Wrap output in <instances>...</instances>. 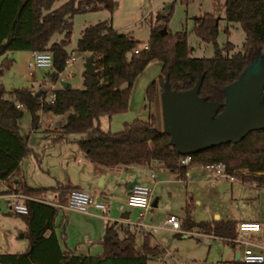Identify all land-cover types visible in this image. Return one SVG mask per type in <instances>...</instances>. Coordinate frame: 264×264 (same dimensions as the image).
<instances>
[{"label": "trees", "instance_id": "16d2710c", "mask_svg": "<svg viewBox=\"0 0 264 264\" xmlns=\"http://www.w3.org/2000/svg\"><path fill=\"white\" fill-rule=\"evenodd\" d=\"M56 1L59 0H0V75L12 61L5 54L7 51L37 49L51 53L52 67L48 75L54 79L69 56L66 45L73 15L98 4L110 5V0H61L54 5ZM224 11L226 20L239 23L245 33L241 50L230 53L234 46L230 41L223 46L218 44L217 17L204 12L193 17L192 31L199 38L212 41L214 53L210 57L192 56L187 30L172 33L167 26L171 11L158 12L150 27L148 48L137 52L131 50L138 41L107 23L83 26L74 48L92 54L96 73L82 72L80 88L60 83L52 102L41 100L42 91L27 86L5 89L0 82V180L11 182L15 191L25 195L26 212L16 214L25 223L23 234L28 240L25 251L0 252V264H147L150 256L164 252V247L151 243L149 232L143 233L137 250L133 229L114 221L105 226L100 254H77L61 247L54 229L57 208L36 198L53 191L57 194L56 200L64 202L68 191L76 187L69 183L35 187L20 178L13 181L20 159L31 152L19 130L23 109L30 115L31 126L36 124L39 110L65 114L54 140H67L68 134H76L71 140L93 163L109 166L158 160L183 177L191 164L223 161L227 171L264 187V128L249 131L237 142H224L194 152L188 163H181L182 154L169 143L157 111L166 76L171 89L184 90L191 88L201 75L199 96L219 102L217 111H220L224 87L236 80L257 56L264 61V0H225ZM162 28L166 29L165 33L161 32ZM54 33L60 34L57 40H51ZM153 59L161 62V73L146 89L147 117L123 122L118 130L103 129L99 117H110L127 109L134 78ZM191 210L192 204L188 202L181 220L183 227L199 226L226 241L236 236L235 220L195 221ZM233 264H264V261L247 263L234 259Z\"/></svg>", "mask_w": 264, "mask_h": 264}, {"label": "rangeland", "instance_id": "374dc122", "mask_svg": "<svg viewBox=\"0 0 264 264\" xmlns=\"http://www.w3.org/2000/svg\"><path fill=\"white\" fill-rule=\"evenodd\" d=\"M60 1H56L54 5ZM110 5L111 10L101 7L75 13L72 17L69 42L66 45L69 52V64L65 65L66 67L61 70L60 75V78L72 87H82V63L84 58L90 54L88 51H78L74 48L76 39L84 25L99 20L111 21L114 30L124 33L129 38L138 41V45H142L149 40L150 27L155 22L156 14L158 12L165 14L171 11L167 21L169 31L174 33L178 30H187L190 54L196 57H210L214 53L212 41L199 38L193 33L192 28L195 15L211 12L217 17L216 41L218 44L223 46L227 41L232 42L234 46L229 51L230 53L243 48L245 33L239 23L226 20L225 0H110ZM59 37L60 34L54 33L51 40H57ZM6 53L7 57L14 59L0 75V82L5 89L27 86L32 90L42 91V95H44V89L47 86L42 81L45 80L55 82V87H58V81L51 79L48 75L51 68H35L32 75L27 73L25 62L28 52L26 50H13ZM160 73L161 62L157 59L151 60L134 78L128 94L127 109L112 114L110 117L100 116V126L103 129L114 131L120 129L123 122L131 121L134 118L145 119L148 115L146 89L152 80L158 79ZM157 111L160 112L159 116L162 120L161 106L157 108ZM64 115L54 118L50 114L49 116L40 114L39 119L42 123L30 131L29 113L23 109L18 122L19 130L31 152L22 157L19 173L28 184H53V175L63 171L64 165L61 163L63 158L67 157L73 165L78 163L77 159L85 161L84 153L71 140L77 136L76 134H68L67 140H54ZM73 156L74 159H72ZM207 172V177H204L205 181L201 177V180L193 179L185 183L171 175L172 181L158 184L155 190L159 194L158 205L152 212L154 213L153 217L152 213H146L145 221L151 225H159L169 212L176 214L182 220L188 193L194 199L192 216L196 220L210 218L214 211H218L223 216L230 214L237 219L248 216L264 221L263 189L259 190V195H257L256 189L247 186L241 187L238 180L232 183L226 179L215 181L210 179L214 177V172L211 170H207ZM158 177L162 178L160 174ZM7 187H9L8 189L13 188L12 183L7 182ZM195 200H199V203H196ZM206 205L208 209L205 208ZM256 211L261 212L260 217L252 215ZM134 220L135 218L132 219V221ZM140 230L148 232L146 229ZM155 233L165 236V244L169 252L164 254L162 260L149 259L148 264H233L235 249L231 247L230 243L220 238H210L207 242L202 234L179 236L171 230L163 229H157ZM18 250H22V248L20 247Z\"/></svg>", "mask_w": 264, "mask_h": 264}, {"label": "crops", "instance_id": "0c3cea01", "mask_svg": "<svg viewBox=\"0 0 264 264\" xmlns=\"http://www.w3.org/2000/svg\"><path fill=\"white\" fill-rule=\"evenodd\" d=\"M101 7H105L108 10H111L110 5L98 4L97 7L89 8L84 11L95 10ZM97 22L107 23L109 24V27L112 28L111 21L99 20ZM26 51L28 52V56H29V50ZM11 59L13 61L14 58ZM60 72L62 73V71ZM40 114H48V116L50 114L54 118L64 115V114H53L49 111L43 112L39 110L38 120L35 125L30 127V131H33L37 126H39L42 123L41 119H39ZM29 122H30V115H29ZM21 159L17 167L16 177L13 178L14 182L17 181L18 178H20L25 184L35 187L54 186L56 183H69L72 186H75L76 188L87 187L88 191L93 195V197L97 199L106 200L109 203L108 210L104 214L94 208H89L88 211L86 212L77 211L68 208H57V213L54 218V223H55L54 229L59 239V243L62 248L70 249L77 254H92V255L100 254L102 252V246L100 240L104 233L106 224L114 221L116 223L125 226V224L128 221H132V219L136 218V209L124 204L125 197L132 183L135 182V183L146 184L152 188L151 207L146 212L148 214L149 212L152 213L155 207L158 205L159 194H157L155 191L158 184L169 180L172 181L173 178L170 177L171 175H174L178 181L180 180L186 183L187 181L193 179L201 180V177H203V180L205 181L204 177H207L206 176L208 174L207 170H211L212 172H214L213 169H210L205 165L191 164L188 166L185 175L183 177H180L177 172L173 171L168 167H165L158 160H151L147 164H115V165L104 166L101 164L93 163L85 157V161H81L80 159H77L76 161L78 163L76 165H73L72 161H70L66 157L61 160L62 161L61 163L64 165L63 166L64 168L62 169L63 170L62 173L53 175V180H54L53 184L30 185L27 183L25 179H22L20 176L19 165ZM72 159H74V156L72 157ZM158 174H160L162 178H159ZM213 176L214 177H211L210 179H214L215 181L226 179L232 183L233 181L238 180L240 182L241 187L247 186L256 189L257 195H259V190L262 189L264 190V187L256 185L254 181H248L236 175H235L236 176L235 179L216 178L215 172ZM12 187H14L13 184ZM8 188L9 187H7V182H5L4 180H0V252H17V251L21 252V251H25L28 245V240L23 234L26 226L24 221L21 219V217L17 215L15 212L11 211L10 208L8 207L7 194L11 190ZM46 192H52L53 196L56 199L57 194L55 192L53 191H46ZM231 192H232V188H231ZM42 195L43 194L39 195L38 197ZM18 199L20 200L22 198H18ZM188 202L192 204L191 218L195 221L205 220L208 222H212L217 219H232L235 220L237 223L243 219H253L259 221L261 224V230L258 232L249 233L245 236V238L254 242H262V244H264L263 220H260L259 218H250L248 216L246 218L237 219L235 218V216L230 214H224L223 216L221 212L218 211H214L211 214L210 218L196 220L192 216V211L194 209V199L189 195V193L185 205ZM195 202L199 203V200H195ZM120 204L121 207H119ZM205 208L208 209V206L206 205ZM170 213L171 212L167 213V215ZM153 215L154 213H152L151 216L153 217ZM252 215L260 217L261 212L256 211ZM162 223L163 221H161V223L157 225L159 226L157 229L171 230L176 235L179 236L180 235L186 236L190 234L201 235L202 233H208L199 226H192L189 228H185L182 225L181 226L183 229L191 232L181 233L179 231H175L171 229L166 225H163ZM194 228H196V230H194ZM133 231L135 232L136 249L140 250L142 235L146 231H141L140 229L139 230L133 229ZM147 231L150 233L149 238L151 243L158 244L164 247V252L158 255H152L149 257V259L162 260L164 254H167L169 252V249H167V246L165 244L166 242L165 236L159 235L155 233V231H149V230ZM119 232L121 233V231ZM210 238H220V237L215 236ZM209 239L207 240V242L209 241ZM222 240L226 241L224 239ZM226 242L230 243L231 247L235 249L234 259L241 260L240 259L241 247L238 245H234L229 241ZM20 247L22 248V250H18L20 249ZM9 249H17V250L14 251ZM256 249L258 248L256 247ZM148 260H147V264H148Z\"/></svg>", "mask_w": 264, "mask_h": 264}, {"label": "water", "instance_id": "95a60500", "mask_svg": "<svg viewBox=\"0 0 264 264\" xmlns=\"http://www.w3.org/2000/svg\"><path fill=\"white\" fill-rule=\"evenodd\" d=\"M92 60L89 54L82 63L83 72L89 75L96 73ZM201 78L200 75L191 88L175 90L170 88L166 76L160 94L163 129L178 153L192 154L224 142H237L249 131L264 128V61L260 55L224 87L220 111L219 102L199 96ZM66 84L61 81L62 86Z\"/></svg>", "mask_w": 264, "mask_h": 264}, {"label": "built area", "instance_id": "2783aa9c", "mask_svg": "<svg viewBox=\"0 0 264 264\" xmlns=\"http://www.w3.org/2000/svg\"><path fill=\"white\" fill-rule=\"evenodd\" d=\"M141 48H148V44L137 45L132 48V52H137ZM69 64L68 58L66 59V64ZM52 67V56L49 51L46 50H29V56L25 62V68L29 75L33 74L35 68H51ZM61 72L56 74L54 78L55 81L61 83L60 78ZM46 87L44 89L45 93L42 95V101L52 102L55 98V82H50L48 80L42 81ZM44 96V97H43ZM16 106H19L17 103ZM191 159L190 154H183L180 157L181 163H188ZM206 167L213 169L216 178H227L235 179V174L227 171L226 164L223 161L210 162L205 164ZM7 204L11 211L15 213H25L26 205L23 202L25 195L14 190V187L9 191ZM151 195L152 188L149 185L141 183H133L129 188V191L125 197L124 204L136 209V218L134 221H128L125 225L129 228L134 229H146L149 231H155L159 226L151 225L145 221V215L148 209L151 207ZM22 198V199H18ZM36 199L43 201L45 203L51 204L56 208H68L77 211L86 212L89 208H94L99 210L101 213H106L108 210L109 203L103 199H97L85 188H71L66 196L64 202H59L55 199L52 192H45L42 196ZM121 207V204L119 205ZM170 227L175 231L181 233H189L182 228L180 218L174 214L170 213L166 216L162 223ZM161 225V226H163ZM261 230V224L257 220L253 219H243L237 223V234L235 237L230 238L228 241L234 245L241 247L240 259L247 263H260L264 261V244L262 242H254L245 238L249 233L258 232ZM205 240L207 241L210 237H215L213 233H202ZM121 237L122 233H118ZM256 247L258 249H256Z\"/></svg>", "mask_w": 264, "mask_h": 264}]
</instances>
